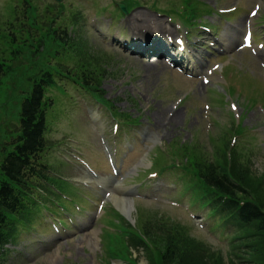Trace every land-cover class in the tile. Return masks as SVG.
<instances>
[{"label":"rangeland","instance_id":"obj_1","mask_svg":"<svg viewBox=\"0 0 264 264\" xmlns=\"http://www.w3.org/2000/svg\"><path fill=\"white\" fill-rule=\"evenodd\" d=\"M2 5L0 0V8ZM140 10H145V8ZM156 17L165 23L168 22L164 16L156 15ZM78 28L80 27L74 28L75 36L68 45L54 41L51 34L45 31L42 32L36 46L33 38L27 35L20 39L18 48H11L8 39L0 42L1 60L7 76L0 81V107L14 108L19 100L20 89L28 88L32 74H36L38 68L52 66L51 61L58 56L60 62L71 63L72 71L75 72L82 67L93 68L102 74L110 72L102 81L105 98L113 99L120 112L139 116L142 125L149 126L152 132L155 131L157 122L164 125L166 127L164 129L167 131L162 133V129H158L154 137L157 143L159 142L165 149L167 141L170 143L177 138H180L182 143L189 144L192 140L206 142L211 137H217L220 149L226 151V145H229L228 139L232 138V145L235 146L241 140V135L233 133L232 129L226 134L225 131L228 128L241 119L243 125L248 128L257 125L263 118L259 107H254L252 112L247 111L246 99L235 96L230 99L226 97L225 86L215 87V89L222 94V97L225 96L226 105L221 108H211L210 113L204 118H188L183 107L176 108L173 103L176 100V94L168 95L158 92V89L167 83L164 77H161L160 70L154 69L151 78L155 79V82L149 83L146 81L149 73L141 69V65L134 60L135 56L129 55L125 50L116 49L114 44L106 46L102 40H100L101 42L97 40L98 37L95 35H88L89 28L87 26L80 28L81 32L77 31ZM12 50H15L16 53H11ZM57 50L60 52L56 53ZM255 89H260V85ZM59 101L61 103L62 99ZM234 103L235 107L233 108ZM170 119L172 121L166 125ZM84 125L88 126L90 130L85 134H75L68 122L60 121L57 127V136L53 139L68 140L73 136L82 141L81 147L85 151V156L90 157L91 150L96 148V143H98V135L96 128H90L88 122H84ZM151 144L153 147L156 145ZM257 144L258 148L253 145V149L250 148L247 151L253 159L251 166L240 168L234 164L233 167L237 171V176L244 180V185L250 193L248 196L264 208V129L259 135ZM152 149L146 154L149 159L150 156H154ZM238 149L242 150L240 146ZM55 182L58 185L61 183L60 180H55ZM109 204L107 209L111 206L115 207L114 202ZM137 204L140 205L138 214H135L137 221H148L152 218L165 223L167 216L172 215L173 210L177 209L176 205L166 202L138 201ZM177 221L190 227V229L184 228L182 231L176 228L174 231L175 236L182 242L181 246L190 247L185 255L181 254V259L186 258V261L180 264H264V233H260L257 227L252 226L246 233H243L242 244L244 246L241 247L237 243V239L233 240L230 237L226 242L214 240L201 223L194 222L185 213ZM101 222L102 220L98 223L99 227H95L97 229L95 251L86 245L90 241L87 235L89 232H83V234L67 240L68 242L61 250L57 252L53 250L47 255L36 252V249L32 248L28 242V247L24 251L21 249L12 250L11 262H6V264H104L103 259L106 253L103 251L105 242L102 240ZM195 236L206 242L205 246L208 245L212 250L204 252L205 249L201 242H194ZM164 247V236H154L153 242H151V251L148 253L149 258L146 259L143 253L137 252H135V256L140 264H160L161 258L166 260L163 263L168 264L170 261L165 257Z\"/></svg>","mask_w":264,"mask_h":264},{"label":"trees","instance_id":"obj_2","mask_svg":"<svg viewBox=\"0 0 264 264\" xmlns=\"http://www.w3.org/2000/svg\"><path fill=\"white\" fill-rule=\"evenodd\" d=\"M49 33L61 42H68L70 32L65 23L58 26L54 22L47 23ZM12 39L15 37L13 33ZM11 53L15 54L16 51ZM1 60V56H0ZM82 74L88 71H81ZM5 75L3 65L0 61V76ZM83 82L89 85L93 82L90 75H84ZM91 79V80H89ZM34 81V80H33ZM53 81L51 72L44 71L40 78L32 84V89L27 93H22V101L20 104V135L15 138L11 146L5 143V148L0 151V257L6 243L15 236V231L19 221L14 219L23 210L22 199L26 191L33 190L32 183L43 180L46 175L42 174L48 169V164L44 162V152L48 146V142L44 139L45 133V114L47 97L46 89ZM227 169V168H226ZM226 169L220 170L219 174L216 169L211 167L212 179H209L214 188H218L224 194H229L235 198V189L228 180ZM232 201V200H231ZM236 203L226 202L223 210L228 214L238 215L235 212ZM246 208V207H245ZM245 215L251 218L264 219L259 209L251 205L247 208Z\"/></svg>","mask_w":264,"mask_h":264},{"label":"bare ground","instance_id":"obj_3","mask_svg":"<svg viewBox=\"0 0 264 264\" xmlns=\"http://www.w3.org/2000/svg\"><path fill=\"white\" fill-rule=\"evenodd\" d=\"M143 15L147 16L148 18H147L146 20L142 21V22H141V20L138 18L137 15L134 16V22H137V23L140 24V25H139V28L141 29V31H139V32H143V29H144V28H148V27H150V26H153L152 24H154L156 28L161 29L162 32H164V27H163V25H161V24L158 22V20H157L153 15H149V14H143ZM132 23H133V21L129 20V25H132ZM130 37H132V36H130ZM133 37H134V36H133ZM146 37H149V36H146ZM154 38H156V37H153L152 40H153ZM157 38H159V36H157ZM139 43H141V42L139 41ZM146 44H148V43H146ZM159 49H162V48H159ZM153 68H154V66L151 65V64H143V66H142V69H143V70H146V71L148 70L149 72L154 71ZM146 81H148L149 83H152V82H155V79H153V78L150 77V78H148ZM171 121H172V119H170V121H168V123H166V125H168ZM120 202H122V203H124V204H126V205H127L128 203L130 204L129 200H127V201H125V200H120ZM130 205H131V204H130ZM131 206H132V205H131ZM128 209H129V208H128ZM126 210H127V209H126ZM96 232H97V230H95L91 236L96 237V235H95Z\"/></svg>","mask_w":264,"mask_h":264}]
</instances>
